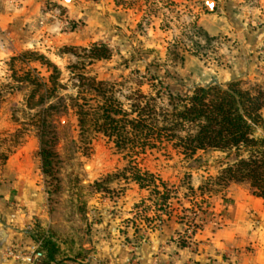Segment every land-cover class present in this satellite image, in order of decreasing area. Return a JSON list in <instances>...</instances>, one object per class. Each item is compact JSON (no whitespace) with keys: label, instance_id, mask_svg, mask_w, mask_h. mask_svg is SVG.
<instances>
[{"label":"rangeland","instance_id":"obj_1","mask_svg":"<svg viewBox=\"0 0 264 264\" xmlns=\"http://www.w3.org/2000/svg\"><path fill=\"white\" fill-rule=\"evenodd\" d=\"M44 13L26 30L34 43L0 61L6 116L0 119V178L6 159L18 150L22 171L29 170L44 196L40 229L55 259L60 246L85 253L99 241L131 250L160 223L158 216L181 225L174 238L180 245L193 242L204 225H219L214 209L223 197L248 192L218 181L225 152L199 151L193 163L166 143L136 154L120 151L100 133L80 134L70 99L79 98L81 76L107 81L125 109L133 91L154 95L166 84L180 93L213 81L264 90V0H67ZM99 44L109 58L89 57ZM41 96L47 97L43 108L58 107L47 119L46 138L55 137L49 171L42 168L36 135ZM134 168L153 178H139V185Z\"/></svg>","mask_w":264,"mask_h":264},{"label":"trees","instance_id":"obj_2","mask_svg":"<svg viewBox=\"0 0 264 264\" xmlns=\"http://www.w3.org/2000/svg\"><path fill=\"white\" fill-rule=\"evenodd\" d=\"M110 55L103 44L93 45L89 51L92 59H107ZM154 79L158 80L156 85L162 86L159 78ZM77 87L79 98L70 100L80 134L89 130L100 133L118 150L132 154L170 144L193 163L198 161L193 157L199 151L225 152V166L218 181L224 185H244L251 196L264 200V118L261 114L264 90H245L236 82L213 81L180 93L171 91L166 84L162 91L155 90V96L133 91L125 109L105 80L81 76ZM35 92L33 89L30 97ZM82 92L92 96L85 99L80 95ZM160 96L166 99L164 105L157 102L156 97ZM46 98L41 96L37 102L40 111L36 135L40 140L42 168L49 171L55 137L52 134L46 138L50 133L47 119L50 111L56 113L58 107L50 104L43 108ZM132 178L142 186L139 178H153V175L134 168ZM159 198L166 202L167 196L162 193ZM38 249L43 254V264L55 261V249L48 238L40 239Z\"/></svg>","mask_w":264,"mask_h":264},{"label":"crops","instance_id":"obj_3","mask_svg":"<svg viewBox=\"0 0 264 264\" xmlns=\"http://www.w3.org/2000/svg\"><path fill=\"white\" fill-rule=\"evenodd\" d=\"M66 1L0 0V61L34 43L28 27L39 15L45 18L49 5L64 7ZM1 118H6L3 109ZM22 164L16 150L1 172L0 264H24L6 259L4 253L25 251L44 235L40 229L46 220L44 196L29 170L22 171ZM223 199L214 209L219 225H204L187 245L174 241L181 225L171 216H158L160 223L131 250L117 241L93 242L85 253L60 246V256L50 264H264V200L242 190L227 193Z\"/></svg>","mask_w":264,"mask_h":264},{"label":"built area","instance_id":"obj_4","mask_svg":"<svg viewBox=\"0 0 264 264\" xmlns=\"http://www.w3.org/2000/svg\"><path fill=\"white\" fill-rule=\"evenodd\" d=\"M8 260L20 261L24 264H42L43 254L38 249L37 244H32L25 251H15L10 249L4 253Z\"/></svg>","mask_w":264,"mask_h":264}]
</instances>
